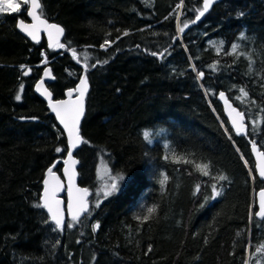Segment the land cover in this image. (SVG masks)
I'll list each match as a JSON object with an SVG mask.
<instances>
[{"label":"trees","instance_id":"trees-1","mask_svg":"<svg viewBox=\"0 0 264 264\" xmlns=\"http://www.w3.org/2000/svg\"><path fill=\"white\" fill-rule=\"evenodd\" d=\"M40 2L47 20L63 27L64 48L23 37L15 21L24 11L0 14V264H264L256 252L264 220L254 215L262 184L249 151L255 141L264 152V0H218L183 32L201 0ZM106 39L114 43L101 48ZM85 53L88 64L108 61L87 72L80 133L88 143L74 151L89 212L54 231L34 205L45 169L56 161L59 171L66 142L32 84L47 59V87L62 97L85 74ZM218 92L244 113V134L228 127ZM99 163L106 186L111 175L126 178L107 198L98 193ZM198 163L209 164V175ZM213 184L221 191L215 198Z\"/></svg>","mask_w":264,"mask_h":264},{"label":"snow or ice","instance_id":"snow-or-ice-1","mask_svg":"<svg viewBox=\"0 0 264 264\" xmlns=\"http://www.w3.org/2000/svg\"><path fill=\"white\" fill-rule=\"evenodd\" d=\"M216 2V0H203V7L202 9L197 10V15L195 16V20L186 21L183 23L182 27H178V32H183L185 28H188L189 23H196L205 15L206 12L209 11L210 7L213 5V3ZM22 3L24 5H29L30 10L28 11V16L31 17L32 23L28 24L25 23L23 20L18 21L17 27L20 29V31L25 32L29 37H31L33 40H38L39 34L41 31H44L47 33L50 44V47H57V48H64L65 45L60 42L59 37H61L64 34V29L58 24L49 23L47 18L45 17V13L43 10L42 3L40 0H22ZM177 7H180L178 5ZM22 4L21 2H18V0H0V14L4 13H15L21 11ZM171 15V14H170ZM238 16H243V12H239L237 14ZM167 19V17H166ZM124 35H127V32L123 33ZM240 39H247L245 33L241 32L239 34ZM119 39V37H117ZM111 43H114V41H110L106 39L104 41V44L100 45L101 48H105L106 46H110ZM222 46V42H221ZM238 49V45L233 44L231 52L236 53ZM72 56L74 59H77V51L76 49H70ZM167 49L165 50V52ZM219 51V49H218ZM153 56L163 57L164 53H151ZM249 58V71H251V57L250 54L248 55ZM88 55L87 53L84 54V75H81L79 77V83L76 85L75 88L68 89L66 92V96L68 99L66 100H56L53 101L52 99V93L49 92L46 88H44L45 81L41 79L37 85L36 89L38 92H40L42 89V95H45L48 99L49 108L52 112L55 113L57 120L59 121L60 125L63 126L64 131L67 133V157L63 160L64 164V174L67 177L68 180V206H67V212L71 216V220L73 222H78L81 214H85L89 212V207L86 201V197L88 195V189L87 188H79L75 184L76 180V170L75 166L78 163L76 159H74V149L78 147L81 143H88V141L84 140V138L81 136L80 133V121L82 116L85 112V97L88 92V77L87 72L89 68H95L97 67V64L100 63H107L108 61H97L96 64H88ZM79 62V60H78ZM42 63H47V59H45ZM214 67V66H213ZM25 66L21 65V69H24ZM215 70V69H214ZM31 69L23 71V75L27 76L29 75V72ZM45 76L51 77V70L48 68H45ZM202 72H198V78L203 77ZM21 91L23 90V84L20 86ZM240 93L243 97H247L248 93L244 88H241ZM16 100L21 99V95L19 92L17 93ZM220 99L224 100L225 104L228 105V107L231 109L229 112L230 121L233 126V130L236 132L237 135L244 134L246 132L245 124H244V113L237 111L235 108H231V105L228 102V99L225 97L224 93H220ZM254 103V102H253ZM262 112H264V109H261ZM233 113L235 115L233 116ZM144 139L151 143L150 134L148 132L144 133ZM252 144L253 152L257 154L258 157L264 158V152H259L257 143L255 141H250ZM167 147V145H166ZM57 153H61L65 151V149H62L61 147H57L55 149ZM165 159H168L166 156ZM174 159L176 162L181 161V157H177L174 155ZM184 163H191V161L187 159H183ZM247 163V162H246ZM56 167V164L54 163L52 166H50L47 169V172L45 174V178L43 180L44 184V190L43 195L40 196V200L42 203H37L34 205L37 208H43L46 209L49 218L52 222H54L55 230H61L64 227V209L61 208V201L57 199V191L62 187V184L60 182V178L56 175V173L53 171V169ZM195 167L202 172L203 175H209V172L207 169L209 168V164H196ZM258 174L261 179H264V163H260L257 165ZM163 176V173L161 174ZM126 178L123 175H111L109 177V184L106 186V190H103V195L105 198L112 195L114 192L118 191L121 186V182L124 181ZM218 180H227L228 178L224 175H219L217 178ZM167 180L166 176H163V179L160 180V184L163 187ZM197 190H199V186H197ZM221 195V191L217 188L215 184L212 185V198H215L217 196ZM99 206V202L97 203V207ZM154 208H149L148 212L151 214L154 212ZM255 217L261 218V220H264V190H261L259 192V205H258V211H255L254 213ZM139 219V218H138ZM149 216H144L143 220H148ZM45 223H48V221H45ZM72 223H68L67 227H72ZM99 227V225H93V231H96V229ZM239 235V233H238ZM59 241H57V244ZM151 250V249H149ZM257 253L264 252V244H261L259 247L256 248ZM247 264V261L245 262Z\"/></svg>","mask_w":264,"mask_h":264},{"label":"water","instance_id":"water-1","mask_svg":"<svg viewBox=\"0 0 264 264\" xmlns=\"http://www.w3.org/2000/svg\"><path fill=\"white\" fill-rule=\"evenodd\" d=\"M216 1H218V0H216ZM202 7H203V0H201V8H202ZM29 10H30V6H29V5H26L25 11H24V19H21V18H17V19H16V21H15V29H16V30H17V31H18L23 37H25L27 40H29L30 42H32V43H37V42H39V41L41 40V38H42V39L44 40L46 46H47V47H50V46H49L50 41H49V38H48V35H47L46 32L41 31V33L39 34V38H38V40H33V39H32L31 37H29L25 32L20 31V29L17 27L18 21H20V20H23L25 23H28V24L32 23V19H31V17L28 16V11H29ZM48 22H49V23L57 24V23H55V22H51V21H48ZM58 25H59V24H58ZM60 26H61V25H60ZM61 27H62V26H61ZM62 37H63V35H62L61 37H59V40H61ZM45 68L50 69L49 66H48L47 64H45V65L42 67L39 77H38V78L34 81V83L32 84V91H33L34 94H36V95H37V96H38V97H39V98L45 103V107H46L47 110L50 112V114L53 116V119H54L56 125L58 126V128L61 130V132H62V134H63V137H64L65 142H66V148H67V133L64 131L63 126L60 125L59 121H58L57 118H56L55 113L52 112L51 109L49 108V104H48V99H47V97H46L45 95H42V91H43V89H42L40 92H38L37 89H36V85H37V83H38L41 79H43V80L45 81V83H44V88H46V89L50 92L49 88L47 87V83H49V82L52 81L53 76H52V74H51V77H46L45 74H44V73H45ZM81 75H84V74L81 73V74L79 75V77H80ZM79 77H78L77 80L75 81L73 87L66 88V89L63 91V96H62V97H60V98H53V97H52L53 101H56V100H66V99H68V97L66 96V92L68 91V89H71V88H75V87H76V85L79 83ZM220 93H221V92H218L216 98H217L218 103L220 104V108H221L222 115H223V117H224V119H225V121H226L228 127H229L232 131H234V130H233L232 123H231V121H230V117H229V112L231 111V109L228 107V105L225 104L224 100L220 99ZM228 102H229V104L231 105V108H235V109H237V108H236V107H235V106H234L229 100H228ZM237 111H239V110L237 109ZM239 112H240V111H239ZM234 115H235V113H233V116H234ZM81 119H82V118H81ZM80 122H81V121H80ZM234 132H235V131H234ZM235 133H236V132H235ZM79 145H80V144H79ZM79 145H78V147H79ZM78 147H77V148H78ZM77 148H76V149H77ZM76 149H74V151H75ZM249 151H250V156H251V160H252L253 170H254L255 176H256V178H257L258 180L261 181V184H262L261 187H260L259 189H257V190L255 191V193H254V205H255V211H258V205H259V192H260L261 190H264V179H261V178L259 177L258 169H257V165L260 164V163H264V158H260V157H258L257 154H256L255 152H253L252 144L250 143V141H249ZM258 151H259V152H262L260 149H258ZM66 157H67V151H66V153H65V155H64V157H63V159H62V163H61V166H60L59 171H56V170L53 169V171L56 173V175L60 178V182H61V184H62V187L57 191L56 196H57V199L61 201V208L64 209V221H65L66 218H67V219H71V216H70V215L68 214V212H67V206H68V201H69V196H68V191H67V188H68V180H67V177H66L65 174H64V167H65V166H64V164H63V160H64ZM74 159L77 160V158L75 157V155H74ZM77 161H78V160H77ZM54 163L56 164V161H54L51 165H49V166L45 169V171H44V175H43V178H42V186H41V190H40V193H39V198H40V196L43 195V190H44L43 180H44V178H45V174H46V172H47V169H48L50 166H52ZM77 166H78V163H77L76 166H75V170H76V173H77V175H76V180H75V184H76V186L79 187V188H85L83 185H80V184L78 183V171H77ZM88 196H89V192H88V195H87V197H86L87 204H88ZM39 203H42V201H41L40 199H39ZM88 207H89V205H88ZM43 210L45 211V213H46V215H47L49 221L54 225V222H52V221L50 220V218H49V214H48L47 210H46V209H43ZM255 211H254V213H255ZM83 215H84V214H81V217H82ZM81 217H80V218H81ZM257 218H259V217H257ZM260 219H261V218H260Z\"/></svg>","mask_w":264,"mask_h":264},{"label":"rangeland","instance_id":"rangeland-1","mask_svg":"<svg viewBox=\"0 0 264 264\" xmlns=\"http://www.w3.org/2000/svg\"><path fill=\"white\" fill-rule=\"evenodd\" d=\"M18 2H21V4H22L23 8H21V10L25 11L26 5H24L22 3V0H18ZM95 173H96L97 178L99 179L98 193L103 195V190H106V183H105L106 180L105 179H106V175L108 173L107 169L103 164L99 163L96 167ZM95 202H96V200H94V203Z\"/></svg>","mask_w":264,"mask_h":264}]
</instances>
